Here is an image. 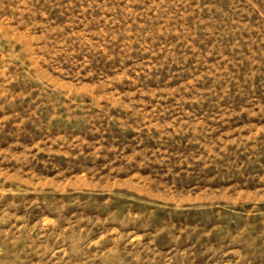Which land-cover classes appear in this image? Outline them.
Returning a JSON list of instances; mask_svg holds the SVG:
<instances>
[{
  "label": "rangeland",
  "instance_id": "1",
  "mask_svg": "<svg viewBox=\"0 0 264 264\" xmlns=\"http://www.w3.org/2000/svg\"><path fill=\"white\" fill-rule=\"evenodd\" d=\"M0 264H264V0H0Z\"/></svg>",
  "mask_w": 264,
  "mask_h": 264
}]
</instances>
